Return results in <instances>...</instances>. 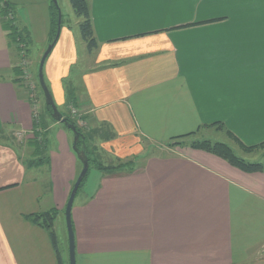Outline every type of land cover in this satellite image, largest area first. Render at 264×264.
Wrapping results in <instances>:
<instances>
[{
    "label": "crops",
    "instance_id": "1",
    "mask_svg": "<svg viewBox=\"0 0 264 264\" xmlns=\"http://www.w3.org/2000/svg\"><path fill=\"white\" fill-rule=\"evenodd\" d=\"M10 1L28 38L12 44L0 16V264H58L49 231L26 215L64 213L82 166L73 132L43 112L34 119L28 90L16 81L23 54L31 68L39 64L34 38L49 43L51 0ZM89 5L98 47L75 79L77 105L67 97L78 61L74 31L57 41L48 71L56 102H67L88 136L90 156L113 166L97 168L76 195V264H250L263 257L264 172L189 145L166 146L187 134L234 147L230 134L246 145L264 141V0ZM214 122L224 123L219 131L229 140L205 126ZM51 129L55 139L45 143ZM19 132L30 145H47L38 167L25 164L12 140ZM34 133L45 134L36 142Z\"/></svg>",
    "mask_w": 264,
    "mask_h": 264
},
{
    "label": "trees",
    "instance_id": "2",
    "mask_svg": "<svg viewBox=\"0 0 264 264\" xmlns=\"http://www.w3.org/2000/svg\"><path fill=\"white\" fill-rule=\"evenodd\" d=\"M71 6L78 18H80L79 21V29L82 35L83 40L86 42L87 48L89 51H92L93 49L98 47V41L96 39L94 30H93V24H92V19H91V13H90V5H89V0H70ZM51 30H50V38H49V43L53 41L56 35L57 27H58V7L54 4L53 0H51ZM15 12H16V5L10 1V0H0V16L4 18V25L6 27V30L8 32V36L10 39V42L12 44H16L20 47L21 44H26L28 35L21 30L15 20ZM63 15V14H62ZM64 15L62 16V25L64 23ZM18 71V78L16 81L22 82V78L20 77L22 74V69H21V64L17 67ZM49 87V86H48ZM50 89V87H49ZM43 96L44 92L41 89ZM51 91V89H50ZM52 93V92H51ZM53 95V94H52ZM45 98V96H44ZM75 95L74 97L68 99V102L73 105H77V102L75 100ZM45 106L46 109L48 110L50 116L55 120V121H60L63 123L65 127H67L69 130L73 132L71 127L73 125L76 126V129L78 131V135L73 132L75 135L76 139L74 140V149L75 152L79 158V161L81 163V166H83V161L88 160L89 161V170L92 165L96 166L99 169H108L112 168L113 166H105L102 163L98 162L96 159H93L90 156V150L88 146V136L87 134L82 130V128L78 125L77 120H75L72 116L69 114H65L63 112L59 111L63 114L64 121L59 120L58 116L53 112V109L51 105H49L46 102L45 99ZM205 126H215L218 130H224L226 129L225 125L223 122H214L211 124H205ZM226 132L230 133L229 130H226ZM194 133V132H193ZM192 134H187L179 137H175L172 139H177L175 144H183V145H190L193 148H198V149H203L205 151H208L212 154H215L223 159H225L227 162H229L231 165L246 171V172H264V160H251L247 158V155H250L252 153H256L260 150H264V141L255 144V145H246L241 140L236 138L235 136L230 134V137L235 141V143L238 145L240 151L242 154L237 151V149L231 145L228 142L221 141V140H213L210 138H204V139H192L190 142H187L182 140L186 137H189ZM40 135L35 133V141L38 142ZM38 140V141H37ZM173 144V145H175ZM42 145V144H41ZM42 147V148H40ZM36 148L41 149V151H44V146H39V143L36 145ZM47 159V156L39 157L38 160H30V162H26L25 164L27 167H34L36 165L42 164L45 160ZM88 170V173H89ZM87 175L84 177L80 188L84 185L85 180L88 176ZM79 188V190H80ZM78 190V192H79ZM77 192V193H78ZM58 215V210L56 208H53L48 211L44 212H35L32 214L26 215V217L34 222L37 225H40L44 228H46L49 231L51 241L53 244V247L55 249V252L57 254L58 258V264H65L64 258L61 252V248L59 246V241H58V236L55 231V220Z\"/></svg>",
    "mask_w": 264,
    "mask_h": 264
},
{
    "label": "rangeland",
    "instance_id": "3",
    "mask_svg": "<svg viewBox=\"0 0 264 264\" xmlns=\"http://www.w3.org/2000/svg\"><path fill=\"white\" fill-rule=\"evenodd\" d=\"M58 4L61 8L62 14L64 15V23L62 25L61 28V34H60V39L62 38V36L66 33V31H71L75 34L76 37V41H77V47H78V61L75 62L73 64V70L71 72V79L73 80L71 86H69L70 88V92L67 94L68 99L74 97L75 93H76V88L79 86L77 81L75 83V79H77L78 74L81 72L82 69H84V62L87 61V52L89 51L86 45V42L83 40L80 29H79V21L80 18H78L71 6L70 0H57ZM19 21V17L17 18ZM28 22V21H27ZM29 25V22H28ZM31 44V42L29 43V45ZM23 45V44H22ZM48 44H44L41 45L39 44V42L37 41L36 38H34V41L32 42V44L30 45L31 48L33 49H38L40 53H43L46 51V49L48 48ZM56 50V49H55ZM56 51H54V49L52 50V52L48 55L45 64H44V76H45V80L47 85L50 87V89H52V84H51V80L49 78V68L52 63V58L54 56ZM23 54V60L21 61V78H22V84L24 85V87L28 90V94L29 97L31 99V101L34 103V112H36V110L38 111V120H40L41 118V112H43L45 114L46 117L50 118V114L48 112V110L46 109L45 106V98L43 96V93L41 91V85L39 82V77H38V69H39V64L41 61V58L39 60V64H37L38 62H36V64H34V67L31 68L30 63H33L32 57L31 56H26ZM30 61V63H26L27 65L25 66V71H27L25 73L24 68H23V63L26 61ZM38 66V67H37ZM26 74L29 76L28 78H26ZM54 98V96H53ZM54 101L56 103L57 108L60 109L61 112L65 113V114H69L70 113V109L69 107L66 105V103L64 105L62 104H58V100L56 102L55 98ZM69 104V103H68ZM38 105V106H37ZM34 114V113H33ZM35 119V116H34ZM53 119V118H52ZM67 128V127H66ZM68 132H72L67 128ZM219 133H217V135L221 138H223L224 140H229L227 138V136L223 133H221L219 130H217ZM55 130L51 129L49 130V132L47 133V135L44 137V141L45 143H47L48 138L51 140L55 139V134H54ZM209 131H206V133H208ZM210 133V132H209ZM45 134V133H44ZM43 133H41V137L40 139H43ZM54 134V135H53ZM71 134V133H70ZM212 135V133H210ZM15 135V134H14ZM14 139H12L14 141V143H16V145L20 148L19 150L21 151V154L23 155V158L25 159L26 162H30V160H38L39 157H43V153H39L41 152V149L36 148V146L34 145H30L27 143V138L22 134V136H13ZM34 138H35V133H34ZM192 139L194 138H188L185 139L186 142H190ZM231 140L234 142V140L231 138ZM223 141V140H222ZM231 141V142H232ZM24 142V143H23ZM226 142V141H225ZM44 145L42 142H39V146ZM189 145V144H188ZM235 148L237 149V151H239L240 154H242V152L240 151L238 145L235 143ZM47 148V145H44ZM173 146V142L167 143V146ZM190 146V145H189ZM42 148V147H40ZM154 146H150L148 148V150L150 151V153H153L154 151H156V149H154ZM165 148V147H164ZM167 149V148H166ZM39 151V152H38ZM208 152V151H207ZM158 153H165V149L162 150V152L160 151V149L158 150L157 147V154ZM210 153V152H209ZM45 156V155H44ZM248 159L251 160H264V150H260L256 153H252L250 155H247ZM41 165V164H40ZM38 165L34 166V167H38ZM36 169V168H34ZM41 169V170H40ZM39 170L42 172H46V166L41 167ZM99 169H97L96 166L92 165L89 173H88V177L85 181V185L87 186L90 183H92V178L95 172H97ZM83 190V189H82ZM59 219V221H58ZM55 231L57 233L58 236V241H59V246L61 248L62 254L64 256V261L65 264H70V256H69V236H68V228H67V221H66V213L64 211V213L60 214V216L57 218L56 222H55ZM264 254V253H263ZM250 264H264V256L261 258H258L255 262L250 263Z\"/></svg>",
    "mask_w": 264,
    "mask_h": 264
},
{
    "label": "water",
    "instance_id": "4",
    "mask_svg": "<svg viewBox=\"0 0 264 264\" xmlns=\"http://www.w3.org/2000/svg\"><path fill=\"white\" fill-rule=\"evenodd\" d=\"M54 4L58 7V27H57V31H56V35L55 38L53 39L52 42L49 43L48 48L46 49V51L43 53V56L41 58L40 64H39V69H38V77H39V82L41 85V88L44 92V96L46 99V102L51 105L53 112L58 116L59 120L64 121V117L63 114L59 111V109L56 106V103L54 101L53 95L46 83L45 80V76H44V64L45 61L48 57V55L52 52V50L54 49L57 41L59 40L60 34H61V28H62V11L61 8L58 4L57 0H53ZM71 129L73 130V132H75L78 135V131L76 129V126L73 125L71 127ZM76 139V137H75ZM75 146V144H74ZM89 170V161L88 160H84L83 161V166L82 169L73 185V188L71 190L67 205H66V209H65V213H66V221H67V228H68V236H69V256H70V264H76V241H75V231H74V226H73V221H72V208H73V204L77 195V192L80 188V185L84 179V177L87 175Z\"/></svg>",
    "mask_w": 264,
    "mask_h": 264
},
{
    "label": "built area",
    "instance_id": "5",
    "mask_svg": "<svg viewBox=\"0 0 264 264\" xmlns=\"http://www.w3.org/2000/svg\"><path fill=\"white\" fill-rule=\"evenodd\" d=\"M27 64H26V62H24L23 63V68H24V70L23 71H25V66H26ZM27 71H25V73H26ZM29 76L26 74V78H28ZM73 113H77V109L76 108H73ZM38 111L36 110V112H34V116H35V118H38ZM18 135L19 136H22V133L21 132H19L18 133Z\"/></svg>",
    "mask_w": 264,
    "mask_h": 264
}]
</instances>
